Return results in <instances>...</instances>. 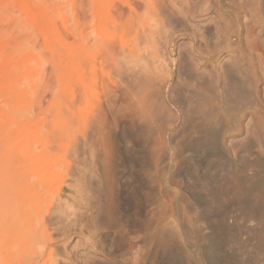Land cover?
I'll use <instances>...</instances> for the list:
<instances>
[{
  "label": "rangeland",
  "instance_id": "obj_1",
  "mask_svg": "<svg viewBox=\"0 0 264 264\" xmlns=\"http://www.w3.org/2000/svg\"><path fill=\"white\" fill-rule=\"evenodd\" d=\"M136 1L0 0L31 264H264V0Z\"/></svg>",
  "mask_w": 264,
  "mask_h": 264
},
{
  "label": "bare ground",
  "instance_id": "obj_2",
  "mask_svg": "<svg viewBox=\"0 0 264 264\" xmlns=\"http://www.w3.org/2000/svg\"><path fill=\"white\" fill-rule=\"evenodd\" d=\"M138 1H141V0H138ZM143 1V2H142ZM141 2L142 3H144V0H142ZM167 1V0H166ZM132 2V1H131ZM133 2H135V1H133ZM137 2V1H136ZM141 2H137V3H141ZM147 2H151V1H147ZM183 2V1H182ZM136 3V4H137ZM152 4H153V2H151ZM214 3V2H213ZM135 4V3H134ZM150 5V3H147L146 4V6L145 7H143V8H148L147 7V5ZM151 4V5H152ZM142 5V4H141ZM154 5V4H153ZM170 5V4H169ZM178 5V4H177ZM176 5V6H177ZM185 5V4H184ZM117 6V5H116ZM140 6V5H139ZM139 6H137V7H139ZM201 6V5H200ZM127 7V6H126ZM134 7V6H133ZM132 6L130 7L131 9L133 8ZM140 7H142V6H140ZM154 7V6H153ZM179 7V6H178ZM207 7V6H206ZM111 8V7H110ZM143 8H140V10L141 9H143ZM122 10H123V7L121 8ZM134 9V8H133ZM100 10V9H99ZM118 10V9H117ZM136 10V9H135ZM145 10V9H144ZM143 10V11H144ZM114 11V10H113ZM119 11V10H118ZM139 11V10H138ZM137 11V15H138V13L140 12H138ZM142 11V12H143ZM116 12V11H115ZM148 12V11H147ZM146 12V13H147ZM151 12V11H150ZM196 12V11H195ZM114 13V12H113ZM117 13V12H116ZM120 13V14H119ZM118 14L119 15H122V13H123V11H120ZM124 13H126V11L124 12ZM149 13V12H148ZM115 14V13H114ZM129 14V13H128ZM135 14V15H136ZM90 15H91V13H90ZM130 15V14H129ZM141 16H142V14H140ZM106 16V15H105ZM113 16V15H112ZM128 16V15H127ZM145 16V14L142 16V17H144ZM100 17H101V15H100ZM120 17H122V16H120ZM140 17V16H139ZM138 17V18H139ZM92 18V17H91ZM118 17L116 16V19H117ZM145 19V18H144ZM92 20H94V19H92ZM96 20V19H95ZM94 20V21H95ZM134 20H136V19H134ZM140 20H142V19H140ZM196 20V19H195ZM162 21V20H161ZM192 21V20H191ZM212 21V20H211ZM92 23H94L93 21H92ZM164 23V22H163ZM114 25V24H113ZM116 26V25H115ZM140 26H142V25H140ZM156 26V25H155ZM163 26V25H162ZM163 29H164V27H162ZM96 29V28H95ZM94 30V29H93ZM165 30V29H164ZM163 30V31H164ZM95 32V31H94ZM96 33V32H95ZM161 33V32H160ZM97 34H99V33H97ZM101 34V33H100ZM99 34V36H101ZM93 35V34H92ZM90 36H91V34H90ZM98 36V35H97ZM141 36V35H140ZM95 37V36H94ZM106 37V36H105ZM114 37V36H113ZM144 37V36H143ZM91 38V37H90ZM134 38V37H133ZM141 38V37H140ZM151 38V37H150ZM152 38H153V36H152ZM157 38H159V37H157ZM89 39V38H88ZM96 39V37L94 38V40ZM142 40H143V38H141ZM146 39V38H145ZM90 40H92V38L90 39ZM98 40V39H97ZM102 40V39H101ZM2 41H4V40H2ZM1 41V42H2ZM151 41V40H150ZM88 41H87V39H86V43H87ZM90 42V41H89ZM88 42V43H89ZM99 42V41H98ZM101 42V41H100ZM91 43V42H90ZM143 43V42H142ZM150 43V42H149ZM2 44V43H1ZM7 45V44H6ZM99 45H101V44H99ZM107 45V44H106ZM118 45V44H117ZM122 45V44H121ZM143 45V44H142ZM150 45H151V43H150ZM89 46H91V45H89ZM144 46V45H143ZM87 47H88V45H87ZM92 47H94V46H92ZM104 47V46H103ZM123 47V46H122ZM1 48V47H0ZM3 48V47H2ZM12 48V47H11ZM10 48V45H9V47H8V49H7V51L8 52H10L12 49ZM18 48H20V47H18V45H17V47L15 48V50L18 52L19 50H18ZM139 48V47H138ZM148 48H149V46H148ZM153 48V47H152ZM10 49V50H9ZM89 49V48H88ZM103 48H101V50H102ZM113 49V48H112ZM112 49H110V50H112ZM115 49V48H114ZM140 49V48H139ZM150 49V48H149ZM14 50V49H13ZM15 50L13 51V52H15ZM90 50V49H89ZM93 50V49H92ZM96 50V49H95ZM101 50H99V52L101 51ZM118 50V49H117ZM142 50V49H141ZM1 51H2V49H1ZM0 51V52H1ZM5 51H6V49H5ZM103 51H104V49H103ZM115 51V50H114ZM123 51V50H122ZM130 51V50H129ZM173 51V50H172ZM8 52H7V54H8ZM13 52H12V54H9V56L10 55H13ZM20 52V51H19ZM108 52H110L109 50H108ZM150 52V51H149ZM1 54V53H0ZM19 54V53H18ZM109 54V53H108ZM107 54V55H108ZM15 55H17V53L15 52ZM15 55H13V56H15ZM95 55H97V54H95ZM103 55V54H102ZM106 55V54H105ZM4 56V55H3ZM9 56L7 57L8 59H9ZM17 56H19V55H17ZM20 57V56H19ZM18 57V58H19ZM100 57V56H99ZM101 57H103V56H101ZM100 57V58H101ZM2 58H4V57H2ZM14 58V57H13ZM16 58V57H15ZM14 58V59H15ZM17 58V59H18ZM28 58V57H27ZM11 59V58H10ZM14 59H11V60H14ZM19 60V59H18ZM102 60V59H101ZM105 60V59H104ZM109 60V59H108ZM24 61V60H23ZM33 60H31V62H32ZM107 61V60H106ZM105 61V62H106ZM174 61V60H173ZM7 62H9L10 63V61L8 60ZM15 62H16V64H18L17 63V61L15 60ZM99 63H100V61H98ZM2 63V62H1ZM8 63V65H10ZM19 63H21V61L19 62ZM173 63V62H172ZM24 64V63H23ZM101 64V63H100ZM102 64H104V63H102ZM7 65V66H8ZM13 65V64H12ZM1 66V65H0ZM11 66V65H10ZM16 66V65H15ZM20 66V65H19ZM2 67V66H1ZM18 67V66H17ZM6 68V67H5ZM13 68V67H12ZM16 68V67H15ZM21 68V67H20ZM22 68H23V66H22ZM28 69V68H27ZM31 69V68H30ZM89 69V68H88ZM5 70V69H4ZM7 70V69H6ZM22 70V69H21ZM32 70V69H31ZM100 70V69H99ZM1 71V70H0ZM10 70L8 69V72H6V74H4V76L5 77H7V73H9L10 74V72H9ZM14 71V70H13ZM19 71V70H18ZM18 71H16L17 72V74H18ZM29 71V70H28ZM33 72V71H32ZM204 72V71H203ZM13 73V72H12ZM20 73H21V71H20ZM19 73V74H20ZM24 73H25V70H24ZM8 74V75H9ZM29 74V73H28ZM90 74V73H89ZM0 75H1V77L0 78H2V74H1V72H0ZM13 75V74H12ZM22 75V74H21ZM16 76V75H15ZM18 76V75H17ZM16 76V77H17ZM27 76V75H26ZM206 76V75H205ZM5 77H3V79L4 80H2V81H6V83L5 84H3L4 86L8 83V82H10L9 80L11 79H9L8 81H7V79H8V77L7 78H5ZM9 77H10V75H9ZM15 77V78H16ZM22 77H23V75H22ZM12 78H13V76H12ZM18 78V77H17ZM24 78V77H23ZM26 78V77H25ZM29 78V77H28ZM205 78V77H204ZM11 80H13V79H11ZM20 80V79H19ZM27 80V79H26ZM15 80H13V82H14ZM18 81V80H17ZM21 81H23V79L21 80ZM185 81V80H184ZM204 81V80H203ZM12 83V82H11ZM22 83V82H21ZM20 83V84H21ZM180 83V82H179ZM16 84V83H15ZM17 84H19V83H17ZM26 84V83H25ZM204 84H206V83H204ZM9 86H11V84H8ZM21 86H23V85H21ZM28 86V85H27ZM6 87V86H5ZM17 87V86H16ZM19 87V86H18ZM25 87H26V85H25ZM88 87V86H87ZM200 87V86H199ZM10 88H14V87H10ZM29 88V87H28ZM171 88V87H170ZM5 89V88H4ZM6 89H8L7 87H6ZM19 89H20V87H19ZM19 89H16V90H18L19 91ZM22 89V88H21ZM24 89V88H23ZM26 90H27V88H25ZM12 91V90H11ZM14 91V90H13ZM13 91H12V93H13ZM23 91V90H22ZM28 91V90H27ZM88 91V90H87ZM7 92H9V91H7ZM16 92V91H15ZM20 92V91H19ZM25 92V91H24ZM30 92V91H29ZM0 93H1V90H0ZM6 93V92H5ZM10 93V92H9ZM12 93H11V95H12ZM17 93V92H16ZM15 94V93H14ZM19 93H17L16 94V96L18 95ZM25 94V93H24ZM7 96V95H6ZM13 96V95H12ZM28 96H29V94H28ZM89 96H90V94H89ZM18 98H19V95H18ZM90 98V97H89ZM6 99V98H5ZM12 99V98H11ZM143 99V98H142ZM1 100V99H0ZM138 100V99H137ZM146 100V99H145ZM144 100V101H145ZM16 101V100H15ZM139 101V100H138ZM5 102V101H4ZM7 102V101H6ZM16 102H18V101H16ZM21 102V101H20ZM26 102V101H25ZM147 102V104H149L150 102L149 101H145V103ZM149 102V103H148ZM12 103H13V101H12ZM205 103V102H204ZM1 104H2V102H1ZM0 104V105H1ZM11 104V103H10ZM15 104V103H14ZM14 104H12L11 105V107L12 106H14ZM25 104V103H24ZM136 104V103H135ZM146 104V105H147ZM3 105V104H2ZM4 105H5V107H9V103L6 105L5 103H4ZM21 105H23V104H21ZM137 105V104H136ZM154 105V104H153ZM16 106H18V105H16ZM24 106V105H23ZM38 106H39V103H38ZM1 107V106H0ZM3 107V106H2ZM7 107V108H8ZM10 107V108H11ZM26 107V106H25ZM25 107H24V109H25ZM41 107V106H40ZM39 107V108H40ZM141 107V106H140ZM140 107H138L139 109H140ZM10 108H8L7 110H8V112H9V110H10ZM21 108V107H20ZM20 108H17L16 109V107H14V109H16V110H19ZM38 108V109H39ZM2 109V108H1ZM12 109V108H11ZM4 110H5V108H4ZM3 110V111H4ZM158 110V109H157ZM11 111V110H10ZM33 111V110H32ZM136 111V110H135ZM134 111V112H135ZM139 111V110H138ZM159 111V110H158ZM157 111V112H158ZM2 111H0V113H1ZM5 113H4V119H6V117L5 116H7L8 114H6V111H4ZM11 112H13V109H12V111ZM14 112H15V110H14ZM21 112H22V110H21ZM30 112V111H29ZM24 113V112H23ZM32 113V112H31ZM141 113V112H140ZM152 113V112H151ZM159 113V112H158ZM13 114V113H12ZM21 114V113H20ZM25 114V113H24ZM28 114V113H27ZM26 114V115H27ZM30 114V113H29ZM2 115V114H1ZM10 115V114H9ZM8 115V116H9ZM150 115V114H149ZM3 116V115H2ZM8 116H7V122H9V120H11L10 118H12L13 116L11 115V117L9 118V120H8ZM28 116V115H27ZM136 116V115H135ZM208 116V115H207ZM15 117H17V115L15 116ZM14 117V118H15ZM23 117L24 116H22V120H23ZM143 117V116H142ZM25 118V117H24ZM28 118V117H27ZM208 118V117H207ZM26 119V118H25ZM138 119V118H137ZM142 119V118H141ZM157 119V118H156ZM166 119V118H165ZM204 119V118H203ZM3 119H0V121H2ZM13 120H15V119H13ZM173 120V119H172ZM18 121V120H17ZM155 121V120H154ZM97 122V121H96ZM150 122V121H149ZM207 122V121H206ZM3 123V126H6V124L4 125V122H2ZM209 123V122H208ZM1 124V123H0ZM12 125H13V123H11ZM22 124V123H21ZM12 125H9V126H12ZM211 125V124H210ZM2 126V127H3ZM13 126H15V124L13 125ZM12 126V127H13ZM17 126V125H16ZM15 126V127H16ZM192 126H194V125H192ZM12 127H4V128H9L8 130H9V135L11 136L12 134H11V132H12V130H14V129H12V130H10ZM23 127V126H22ZM18 128V127H17ZM0 130H2V129H0ZM4 131V130H3ZM7 132V130L5 131V133ZM0 133L2 134V132L0 131ZM9 135H7V137H9ZM46 136V135H45ZM7 137H5V139L7 138ZM191 137V136H190ZM3 138V137H2ZM1 138V139H2ZM11 139V138H10ZM15 139V138H14ZM13 139V140H14ZM23 140V139H22ZM27 141V140H26ZM13 142V141H12ZM11 142V143H12ZM15 142H17L16 140H15ZM10 143V144H11ZM32 143V142H31ZM8 144V143H7ZM19 142H17V144H16V147L14 148V146H15V144H13L12 146V148H13V150H15L12 154L11 153H7V155H16V157L21 161L22 159V161L20 162L18 159H14L15 157L13 156H6L5 154V156L8 158V159H10L9 160V163H7V164H9L8 166H6L5 168H4V171L2 172V174H0V264H9V262H10V259H11V257H12V254L14 253V254H17L18 255V259H17V261H16V264H31V263H33L32 261L34 260L35 261V259L37 258V257H34V254H35V251L36 250H34V244L36 243L35 242V239L36 240H38L37 239V237H36V234H38V233H36V231H37V228L38 227H36V225L37 224H34V223H28V222H23L22 220H21V223L19 222V219H23L22 218V215L24 214V215H26V216H28L29 217V215L31 216V214H30V212H28V211H30V208H32L33 207V204H34V201L36 200V197H37V194H38V191L36 190V185L38 184V183H36V182H42L40 179H41V176L39 175L40 174V171L38 172V170H37V172H33V171H31L32 173H29V172H27V170L28 169H25V166L27 167V166H29L30 167V165H32L31 167H33V161H35L36 159H38V161L36 160L35 161V165L34 166H36V165H38L39 164V162H41L40 160H39V157L38 158H36L37 157V155L39 156V154H35L36 156H32V154H33V152L31 151V149H32V147H28L29 149H30V153H32L31 154V156H29V159H27L28 157H27V152H29V149H28V151H27V148L25 147L24 149H25V152H22L24 155H26V157L24 158H21V155H19V152H20V150H19V148H20V146L19 145H22V144H19ZM30 144V143H29ZM28 144V145H29ZM34 145V144H33ZM27 146V145H26ZM31 146V145H30ZM11 147V146H10ZM23 147V146H22ZM21 147V148H22ZM19 150V152H16L17 150ZM35 149H36V146H35ZM34 150V149H33ZM27 151V152H26ZM8 152V151H7ZM16 153V154H15ZM18 153V154H17ZM21 153V154H22ZM25 153H27V154H25ZM29 153V154H30ZM37 153V152H36ZM22 154V155H23ZM3 155V154H2ZM4 155H3V157H4ZM41 156H42V154H41ZM6 157L5 158H3V160L4 159H6ZM43 157V156H42ZM13 158V159H12ZM32 158H35V159H32ZM1 159V158H0ZM8 159H6V161L8 162ZM24 159L27 161V162H25L26 164L29 162V165L27 164H24L23 165V161H24ZM46 159V158H45ZM2 159H1V161H3ZM12 160V161H11ZM15 160V162L17 161V163H18V166H20V167H17V163H15V162H13ZM47 160V159H46ZM51 161V160H50ZM32 162V163H31ZM19 163H22V164H19ZM31 163V164H30ZM48 163V162H47ZM54 163V162H53ZM48 165V164H47ZM53 165V164H52ZM24 166V168H22V169H25V170H22L21 169V167H23ZM31 167H30V169H31ZM47 167V166H46ZM48 168V167H47ZM39 169V168H38ZM39 173V174H38ZM40 176V177H39ZM31 177H32V180H31ZM34 177H37V178H35V180H33L34 179ZM40 178V179H39ZM36 180H39V181H36ZM14 187H20L21 189H23V191H21V189H20V191L19 190H16L15 192H13V188ZM25 212H28L27 214H29V215H27V214H25ZM23 215V216H24ZM29 218H31V217H29ZM26 219V218H25ZM33 219L31 218V221H32ZM37 220H38V224H40V225H43L44 224V222L46 221V218L43 216V215H39L38 216V218H37ZM33 222V221H32ZM39 236V235H38ZM36 237V238H35ZM38 246V245H37ZM40 247V246H39ZM22 252V253H21ZM19 253H21V256H20V254ZM144 254V253H143ZM16 256V255H15ZM35 258V259H34ZM13 261V260H12ZM145 261V260H144ZM8 262V263H7ZM14 264V263H13Z\"/></svg>",
  "mask_w": 264,
  "mask_h": 264
}]
</instances>
